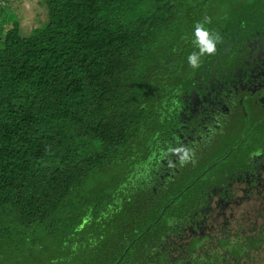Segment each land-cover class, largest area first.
<instances>
[{
  "label": "trees",
  "instance_id": "obj_1",
  "mask_svg": "<svg viewBox=\"0 0 264 264\" xmlns=\"http://www.w3.org/2000/svg\"><path fill=\"white\" fill-rule=\"evenodd\" d=\"M43 1L24 34L0 0V264H264V212L217 223L204 165L150 173L196 25L255 0Z\"/></svg>",
  "mask_w": 264,
  "mask_h": 264
},
{
  "label": "flooded vegetation",
  "instance_id": "obj_2",
  "mask_svg": "<svg viewBox=\"0 0 264 264\" xmlns=\"http://www.w3.org/2000/svg\"><path fill=\"white\" fill-rule=\"evenodd\" d=\"M214 43V53L200 59L173 99L169 126L160 130L170 146L151 148L167 170L160 172V163L150 173L170 182L184 167L204 165L199 179L213 202L227 206L264 191V0L237 7Z\"/></svg>",
  "mask_w": 264,
  "mask_h": 264
},
{
  "label": "rangeland",
  "instance_id": "obj_3",
  "mask_svg": "<svg viewBox=\"0 0 264 264\" xmlns=\"http://www.w3.org/2000/svg\"><path fill=\"white\" fill-rule=\"evenodd\" d=\"M14 4V9L18 12L16 15L19 17L20 29L24 34H30L36 26H39L43 21L47 18L46 6L43 0H11ZM218 13V12H217ZM16 16V18H17ZM14 19L8 20V23H12ZM2 20L0 19V29L2 27ZM5 21V20H3ZM5 24V23H4ZM199 57L197 60V64L199 63ZM191 65V63H190ZM192 66V65H191ZM197 66V65H196ZM240 189H245L243 184L239 185ZM240 195H243V192H238ZM264 191H260L259 194H255L249 199L244 200L243 203H228L225 206V212H223V216L218 217L217 223H221L225 216L227 215L229 218L232 215H236V217H242L243 222L245 218H259L261 219V213L264 212ZM218 213V212H217ZM214 213L208 216L210 221H214V216L217 214ZM232 214V215H231ZM260 215V216H259ZM241 219V218H239ZM264 219V216L262 217ZM232 221H235L231 219ZM247 221V220H246ZM237 225V224H232ZM264 258V254H263Z\"/></svg>",
  "mask_w": 264,
  "mask_h": 264
},
{
  "label": "clouds",
  "instance_id": "obj_4",
  "mask_svg": "<svg viewBox=\"0 0 264 264\" xmlns=\"http://www.w3.org/2000/svg\"><path fill=\"white\" fill-rule=\"evenodd\" d=\"M195 39L193 43L199 47V54L204 55L212 54L215 51V43L213 38L210 36L209 32L205 29V27L202 24H197L195 27ZM189 62L192 66L197 65L198 56L196 53H193L188 57ZM180 151V150H177ZM188 153L185 151L184 155L181 157V162L183 163L187 159Z\"/></svg>",
  "mask_w": 264,
  "mask_h": 264
}]
</instances>
